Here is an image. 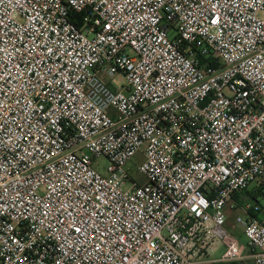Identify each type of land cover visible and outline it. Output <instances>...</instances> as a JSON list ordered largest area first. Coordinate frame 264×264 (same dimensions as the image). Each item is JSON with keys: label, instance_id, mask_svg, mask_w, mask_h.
<instances>
[{"label": "built area", "instance_id": "obj_1", "mask_svg": "<svg viewBox=\"0 0 264 264\" xmlns=\"http://www.w3.org/2000/svg\"><path fill=\"white\" fill-rule=\"evenodd\" d=\"M251 184L264 0H0V264H264Z\"/></svg>", "mask_w": 264, "mask_h": 264}, {"label": "crops", "instance_id": "obj_2", "mask_svg": "<svg viewBox=\"0 0 264 264\" xmlns=\"http://www.w3.org/2000/svg\"><path fill=\"white\" fill-rule=\"evenodd\" d=\"M239 194V193H238ZM236 194L234 197V201H236L239 205L236 206L235 208H230L227 206V208L230 209H236L240 208L242 211H240V214H237L235 217L232 219L227 218L226 214V222H225V229L241 244H245L246 239L244 236V228L243 224L238 222V217H242L243 219H246L250 216L249 212L244 211L242 209L243 205H246L248 202L246 201V195L245 194ZM241 198V200H240ZM226 248V245L221 242L220 240H215L209 247V253L206 254L205 256H202L199 260H197L196 264H254V261L252 257L249 254V251H245V257L241 260L238 261H230V262H223V261H218L222 254L224 253ZM219 253L218 256L216 254Z\"/></svg>", "mask_w": 264, "mask_h": 264}, {"label": "rangeland", "instance_id": "obj_3", "mask_svg": "<svg viewBox=\"0 0 264 264\" xmlns=\"http://www.w3.org/2000/svg\"><path fill=\"white\" fill-rule=\"evenodd\" d=\"M141 161H142V155L138 154L133 159L132 165L128 166L131 175L134 178H136L138 181L144 180V176L141 173H139V171L137 169V164H139ZM108 164H109V161L104 156L96 157V158H94V161H93V167L103 174L107 173L106 168H107ZM253 188H254V184H251L248 187L250 195H246V201L248 203L255 204L256 200H258V202H260L264 206V196L261 194H252L251 191L253 190ZM255 196H257V197H255ZM240 200H241V198H240ZM240 211H242L240 208H236V209L226 208L225 209V213L227 214V218L229 217V219H232L237 214H240L241 213ZM218 255H219V253L216 254V256H218Z\"/></svg>", "mask_w": 264, "mask_h": 264}, {"label": "trees", "instance_id": "obj_4", "mask_svg": "<svg viewBox=\"0 0 264 264\" xmlns=\"http://www.w3.org/2000/svg\"><path fill=\"white\" fill-rule=\"evenodd\" d=\"M252 192V194H256V193H254L253 191H251ZM239 194H245V195H250V192H249V190H247V189H245V190H243V191H241V192H238ZM237 193V194H238ZM238 194V195H239ZM255 197H257V196H255ZM262 204L260 203V202H258V200H256V203L255 204H252V206L250 207V209H249V214L252 216V215H259L261 212H262Z\"/></svg>", "mask_w": 264, "mask_h": 264}]
</instances>
